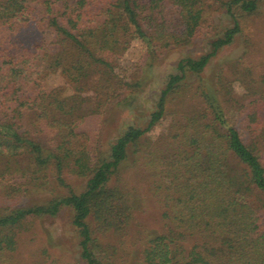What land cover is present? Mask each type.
Wrapping results in <instances>:
<instances>
[{
	"label": "trees",
	"instance_id": "obj_1",
	"mask_svg": "<svg viewBox=\"0 0 264 264\" xmlns=\"http://www.w3.org/2000/svg\"><path fill=\"white\" fill-rule=\"evenodd\" d=\"M263 3L0 0V264H12L28 221L65 208L78 258L44 264H121L140 241L143 264H264V69L248 59L249 23ZM31 24L42 36L27 45L20 31ZM239 36L244 52L213 81L202 78ZM198 42L204 49L177 61L143 125L127 123L90 146L78 129L87 116L132 106L154 60ZM133 50L138 72L129 81L119 58ZM66 173L86 178L84 188L29 199L55 182L70 187ZM13 175L26 181L5 184ZM140 186L161 208V232L140 227Z\"/></svg>",
	"mask_w": 264,
	"mask_h": 264
},
{
	"label": "rangeland",
	"instance_id": "obj_2",
	"mask_svg": "<svg viewBox=\"0 0 264 264\" xmlns=\"http://www.w3.org/2000/svg\"><path fill=\"white\" fill-rule=\"evenodd\" d=\"M264 11V3L262 5ZM215 18L218 22L226 24L228 22L225 15L221 12H215ZM251 30V41L254 44L253 52L250 53V60L257 64L258 70L264 69V38L259 41L258 36L264 35V13L260 14L249 23ZM20 36L24 43L31 45L42 36V32L35 24L24 27L20 31ZM204 42L187 46H175L167 50L164 57L154 60L149 70L146 69L143 84L139 90L134 93L135 101L132 106L121 103L113 106L109 112L102 116L101 114H91L79 125L80 131H86L90 135L89 144L93 147L98 139L102 143L113 140L123 130L127 123L142 124L146 122L149 110L153 106L156 96L167 79L169 73L175 70L177 61L188 53L198 54L204 49ZM246 44L244 37L239 36L236 40L222 48L216 54L208 67L203 70L200 76L204 79L213 81L215 73L219 67L225 66L227 61L240 56ZM110 58L117 57L114 53H108ZM137 50H133L125 58H119V70L124 73L129 81L136 78ZM152 62V61H148ZM145 66V65H144ZM144 66L142 68H144ZM147 64L146 67L147 68ZM226 69V68H225ZM143 74V69L140 70ZM199 75L193 74L191 79H197ZM183 118V117H182ZM167 122L158 125L150 134L153 138L157 137L165 130ZM66 183L70 187L57 184L55 182L52 190L40 189L30 195L29 199L42 201L57 192H65L68 188L81 190L84 188L86 178L73 173H66ZM26 178L20 175H13L5 184L14 182L23 183ZM139 209L138 218L140 227L142 226L148 232H161L163 229L160 206L148 196L146 188L140 186L135 198ZM78 232L72 224L71 209L65 208L55 216H43L28 221L26 227L21 232L18 248L13 252L15 258L12 264H44L55 258L60 263L72 262L78 258ZM140 241L133 246V253L128 261L121 264H143L140 258V249L143 247Z\"/></svg>",
	"mask_w": 264,
	"mask_h": 264
}]
</instances>
